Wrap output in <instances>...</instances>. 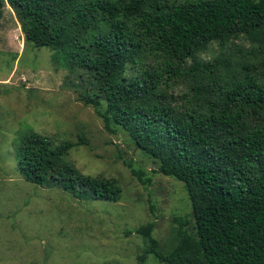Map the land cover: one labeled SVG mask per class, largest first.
Segmentation results:
<instances>
[{
	"label": "trees",
	"instance_id": "obj_1",
	"mask_svg": "<svg viewBox=\"0 0 264 264\" xmlns=\"http://www.w3.org/2000/svg\"><path fill=\"white\" fill-rule=\"evenodd\" d=\"M25 44L51 53L78 80L76 100L90 106L106 133L115 127L155 163L154 173L183 184L195 241L156 250L151 224L144 255L165 264H264V0H0ZM256 36L260 45L236 60L200 63L208 44ZM153 59L155 66L145 61ZM191 62L187 69L183 67ZM190 81L191 94L166 89ZM179 100V102L177 101ZM52 146L27 133L14 147L23 181L78 201L117 202L113 178L86 176ZM140 184L141 174L126 165ZM190 246V247H189Z\"/></svg>",
	"mask_w": 264,
	"mask_h": 264
},
{
	"label": "rangeland",
	"instance_id": "obj_2",
	"mask_svg": "<svg viewBox=\"0 0 264 264\" xmlns=\"http://www.w3.org/2000/svg\"><path fill=\"white\" fill-rule=\"evenodd\" d=\"M260 44L256 36H238L222 46L208 44L196 60H239ZM145 62L156 64L151 58ZM190 64L187 60L183 68ZM78 80L53 64L50 51L25 44L11 9L0 7V264H139L144 239L127 232L147 224L163 254L182 239L196 240L183 184L154 173L153 160L117 127L106 133L94 110L76 100L72 84ZM189 84L181 80L166 92L189 96ZM27 133L46 136L52 146L81 138L86 144L62 159L79 174L115 179L119 200L78 201L56 188L24 182L14 147ZM127 164L149 183L140 184ZM142 264L165 263L146 254Z\"/></svg>",
	"mask_w": 264,
	"mask_h": 264
}]
</instances>
